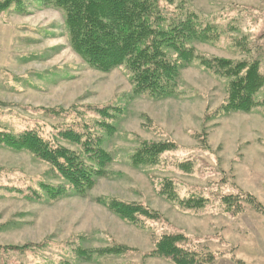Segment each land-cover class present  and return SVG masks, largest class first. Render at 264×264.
Returning a JSON list of instances; mask_svg holds the SVG:
<instances>
[{"label":"rangeland","instance_id":"374dc122","mask_svg":"<svg viewBox=\"0 0 264 264\" xmlns=\"http://www.w3.org/2000/svg\"><path fill=\"white\" fill-rule=\"evenodd\" d=\"M175 2L223 32L215 43H196L199 53L259 60L264 73V0ZM178 80L176 96H133L124 66L99 71L74 51L61 10L26 1L22 12L14 5L0 12V132L41 127L50 137L57 127L76 124V115L84 123L93 120L90 107L121 110L111 120L114 133L104 136L112 155L108 174L84 197L70 191L50 199L42 184H69L29 152L0 147V264H174L149 255L169 233L214 254L211 264H264V212L245 204L234 214L222 203L226 195L248 193L264 209V108L223 112L229 79L197 61L184 66ZM256 98L264 99V87ZM141 140H171L178 147L156 166L135 167L130 157ZM187 163L190 171L180 168ZM165 178L181 197L208 199L206 207L186 211L168 201L160 194ZM104 198L143 204L161 218L130 224ZM75 242L86 249L122 244L128 251L87 261L71 252Z\"/></svg>","mask_w":264,"mask_h":264},{"label":"trees","instance_id":"16d2710c","mask_svg":"<svg viewBox=\"0 0 264 264\" xmlns=\"http://www.w3.org/2000/svg\"><path fill=\"white\" fill-rule=\"evenodd\" d=\"M26 1L61 10L74 51L99 71L109 72L124 66L133 84V96L146 95L161 100L178 95L181 69L197 61L203 68L229 79L226 103L221 107L223 112L264 108V99L256 98L264 87L261 62H235L199 53L196 43H215L223 32L217 25L205 23L196 12L176 0H6L0 4V12L13 5L16 11L22 12ZM90 109L95 114L93 120L84 123L76 115V124L57 127L50 137L43 134L41 127L18 134L0 132V147L29 152L48 163L69 184L71 189L42 184V190L50 199L70 191L84 197L98 178L108 174L112 155L103 146L104 136L114 133L111 120L121 110L111 105ZM52 112L59 113L58 110ZM62 142L71 143L77 149L68 148ZM177 147L171 140H141L130 160L135 167L156 166L165 153ZM180 168L191 170L189 163ZM160 194L186 211H200L209 202L198 195L181 197L176 183L167 178L161 182ZM101 202L126 222L139 227L147 220L161 218L159 212L140 203L117 198H104ZM222 203L234 214L242 212L245 204L264 212L262 205L248 193L226 195L222 197ZM189 244L181 233L164 234L149 255L168 258L174 264L214 262V254L193 249ZM127 251L128 247L122 244L86 249L75 242L71 248L76 258L87 261L118 256ZM57 264L73 263L62 261Z\"/></svg>","mask_w":264,"mask_h":264}]
</instances>
